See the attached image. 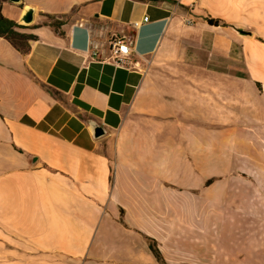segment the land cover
<instances>
[{
	"label": "crops",
	"instance_id": "1",
	"mask_svg": "<svg viewBox=\"0 0 264 264\" xmlns=\"http://www.w3.org/2000/svg\"><path fill=\"white\" fill-rule=\"evenodd\" d=\"M5 8L20 25L33 8L36 39L22 53L0 38V264H112L124 255L109 252V232L154 240L165 264L208 261V247L196 256L166 226L157 234L156 212L136 202L224 205L223 184L208 186L222 175L208 173L209 154L217 162L240 136H264V0ZM115 38L132 67L108 61ZM224 137L235 139L225 148Z\"/></svg>",
	"mask_w": 264,
	"mask_h": 264
},
{
	"label": "rangeland",
	"instance_id": "2",
	"mask_svg": "<svg viewBox=\"0 0 264 264\" xmlns=\"http://www.w3.org/2000/svg\"><path fill=\"white\" fill-rule=\"evenodd\" d=\"M0 2L2 10L4 5L9 4L20 7V5L12 4L10 0H0ZM6 12L8 13V9L5 8ZM55 23L60 24L52 20V24ZM24 27L26 29L19 30V33L31 35V27ZM244 132L248 133V131ZM233 139L235 138L224 137L225 148L232 143ZM238 145L235 151H224L228 158V171L209 180L211 182L209 187L217 182L223 184L218 189V192L225 196L223 206L211 200L206 202V206L203 202L200 205L187 200L175 201V217L183 219L187 231L178 232L173 238L176 243H180L183 251H189L196 256L205 251L204 246L208 247V252L211 254L213 252V255L208 257V261L204 264H264V136H240ZM228 205L245 209L257 215V218L250 219L235 215L228 210ZM216 210L218 213L224 211L226 215H232L241 222V226L238 225L234 230L223 229L224 224L219 218L213 216ZM165 235L172 236L169 233ZM202 237L207 239L209 245L200 242ZM107 239H109V252L121 251L124 255L120 260L111 262L112 264H164L156 260L149 252V241L140 243L134 236L124 237L117 232L107 233ZM165 240L168 241L167 238ZM189 241L192 242V247L184 248L188 246Z\"/></svg>",
	"mask_w": 264,
	"mask_h": 264
},
{
	"label": "bare ground",
	"instance_id": "3",
	"mask_svg": "<svg viewBox=\"0 0 264 264\" xmlns=\"http://www.w3.org/2000/svg\"><path fill=\"white\" fill-rule=\"evenodd\" d=\"M5 16H10V12H4ZM227 156H225V152L222 154V158H220V154L217 155V162L215 161V154H209V161H208V173L214 174L217 173L218 175L224 174L228 171V160ZM137 205H149L157 214L156 218H150L149 227L153 229L157 234H159V230L161 225H165L168 229L170 235L175 236L178 232H186L187 227L183 224L182 218H176V204L172 201H163L161 198L154 202H136ZM210 206V204H209ZM166 210V211H164ZM214 217L217 219L219 218L220 222L224 224L223 229H230L234 230L237 226H241V222L238 219H235L232 215L223 212H216L213 214ZM132 219L134 222L137 221L136 216H133ZM153 220V221H152ZM162 241L167 242V240L162 239ZM205 245H209V242L206 238L202 237L201 241ZM167 249V248H166Z\"/></svg>",
	"mask_w": 264,
	"mask_h": 264
},
{
	"label": "trees",
	"instance_id": "4",
	"mask_svg": "<svg viewBox=\"0 0 264 264\" xmlns=\"http://www.w3.org/2000/svg\"><path fill=\"white\" fill-rule=\"evenodd\" d=\"M62 24H52L53 27L59 28ZM26 29V27L21 26L19 23L7 19L2 10V5L0 2V38L9 41L17 50L22 53H28L30 50V42L34 41L36 38L33 35H26L19 33V30ZM211 182H208L210 185ZM149 250L153 254L156 260L163 262V258L158 250L157 243L152 240L149 244Z\"/></svg>",
	"mask_w": 264,
	"mask_h": 264
},
{
	"label": "built area",
	"instance_id": "5",
	"mask_svg": "<svg viewBox=\"0 0 264 264\" xmlns=\"http://www.w3.org/2000/svg\"><path fill=\"white\" fill-rule=\"evenodd\" d=\"M145 23L148 22V18H146ZM184 25L188 28L194 26V22L191 19H185ZM135 28L139 27V24L134 25ZM131 54V48L128 44L121 38H115L110 47V57L108 61H111L117 67H132V62L129 60V56ZM103 62H107V58L103 60Z\"/></svg>",
	"mask_w": 264,
	"mask_h": 264
},
{
	"label": "water",
	"instance_id": "6",
	"mask_svg": "<svg viewBox=\"0 0 264 264\" xmlns=\"http://www.w3.org/2000/svg\"><path fill=\"white\" fill-rule=\"evenodd\" d=\"M10 2L14 5H20L21 0H10ZM35 16V10L33 8H26L23 12V15L21 16V23L24 24V26H31L34 22ZM93 135L95 139H100L105 136L106 132L105 130L100 126H93L92 127Z\"/></svg>",
	"mask_w": 264,
	"mask_h": 264
}]
</instances>
